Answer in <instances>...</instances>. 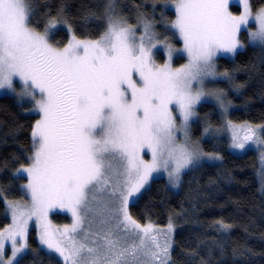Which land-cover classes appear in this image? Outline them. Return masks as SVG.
<instances>
[{
	"label": "snow or ice",
	"instance_id": "obj_1",
	"mask_svg": "<svg viewBox=\"0 0 264 264\" xmlns=\"http://www.w3.org/2000/svg\"><path fill=\"white\" fill-rule=\"evenodd\" d=\"M172 2L176 18L166 30L179 36L182 48H173L143 16L138 17L142 34L137 36L115 15L113 0L106 5V30L99 39L73 36L61 48L49 42L54 20L41 33L29 26L32 7L26 0H0V91L15 93L18 102L28 99L30 111L40 116L31 132L30 166L17 170L27 173L22 188L28 202L6 204L11 225L0 231V264H5L6 242L12 257L7 264H18V254L28 248L30 223L38 227L41 244L62 258L60 264H168L171 221L166 231L151 222L141 225L129 204L139 202L156 175L166 173L177 186L186 169L220 159L191 139L196 107L215 101L228 111L223 90L205 89L207 83L232 80L228 72L217 71L216 59L244 47L242 30L250 45L264 47V8L253 15L249 0H242L241 15L229 11L230 0ZM159 48L167 53L162 65L153 59ZM174 53L187 62L174 68ZM225 128L232 130V149L244 150L249 142L264 146L250 125L226 121ZM215 131L206 126L203 134ZM261 161L264 173V155ZM97 192H106L110 202L100 214L118 222L95 233L90 244L87 235L77 239L76 234L84 224L82 213L92 212ZM58 208L71 212L70 226H52L49 213ZM129 236L139 243L129 246ZM141 255L146 259L140 260Z\"/></svg>",
	"mask_w": 264,
	"mask_h": 264
},
{
	"label": "trees",
	"instance_id": "obj_2",
	"mask_svg": "<svg viewBox=\"0 0 264 264\" xmlns=\"http://www.w3.org/2000/svg\"><path fill=\"white\" fill-rule=\"evenodd\" d=\"M237 2L231 5L233 15L242 14V0ZM26 3L32 7L30 27L43 33L48 22L55 21L56 27L49 33V42L55 47L66 46L73 36L97 40L106 30L109 0ZM249 4L256 12L264 6V0H249ZM113 6L115 15L135 28L137 36L142 34L138 17L143 16L173 48H182L179 36L166 30L176 18L172 0H113ZM244 40L248 41L246 36ZM153 59L157 64L163 63L166 50H153ZM186 62L183 54H173L174 68ZM216 64L217 71L228 72L232 80L207 84L226 94L232 121L248 122L256 136L264 139V47L248 44L234 56H218ZM221 112L216 103L202 101L191 125L193 138L220 159L190 167L183 173L177 190L166 177L156 176L139 202L130 205V214L141 225L151 222L165 226L171 221L175 226L170 264H264V188L260 185L258 158L264 146L249 142L244 152L235 153L229 147L231 128L226 131L228 134L217 131L212 138L203 139L206 126H221ZM38 119L26 101L18 102L16 94L0 95V231L10 224L7 200L27 198L22 188L28 182L27 173L17 170L30 166L31 132ZM221 127L226 130L224 125ZM52 219L58 223L69 221L61 213L53 214ZM28 246L18 264H60L54 254L40 245L36 228L30 231Z\"/></svg>",
	"mask_w": 264,
	"mask_h": 264
},
{
	"label": "rangeland",
	"instance_id": "obj_3",
	"mask_svg": "<svg viewBox=\"0 0 264 264\" xmlns=\"http://www.w3.org/2000/svg\"><path fill=\"white\" fill-rule=\"evenodd\" d=\"M237 1H239V0H230L229 11H231V5L234 4V3H238ZM261 8H264V6L261 7ZM231 12H232V11H231ZM256 12H257V11H256ZM256 12H252V14L255 15ZM249 27H252V24H251V23H250ZM253 30H254V28H253ZM245 36H246V39L248 40L247 32L244 31V30H242L241 33H240L239 39H240L241 43L244 45V47L241 48V49H238V51H239V50H243V49L246 47V45L249 44L248 41H245V40H244V37H245ZM221 55H224V56H230L231 54H224V53H221V54H219L218 56H221ZM165 62H167V59H166L163 63H161V65L164 64ZM171 63H172V61H171ZM172 66L174 67L173 63H172ZM15 86H16V93H20V92H21V87H20L18 84L15 85ZM213 86H215V85H213ZM209 89H211V90H216L215 87H211V86H209L208 84H206V89H205V90L207 91V90H209ZM5 93H8V94H15V93H12V92H9V91H0V95L5 94ZM23 100L26 101V102L29 104L30 109L33 108V104H32L28 99H23ZM212 102L216 103L215 101H212ZM216 105H217V104H216ZM198 106H199V105H197V107H196V112H197V110H198ZM38 115H39V114H38ZM39 118H40V116H39ZM221 118H222V121H223V123L221 124V126H223V125L225 126L226 121H231L232 124L237 125V126H241V125H249L248 122H234V121H232L228 112L225 113V112L222 111V112H221ZM195 120H196V118H194L193 121H195ZM193 121H192V122H193ZM192 122H191V125H192ZM221 126H219V127H215V128H213V126H211L210 128L215 129L216 131H215L211 136L206 137V136L204 135V136H203V139L212 138V137L215 135V133H216L217 131H218V133H219V132H226V131L228 130V128H227L226 130H224L223 127H221ZM219 128H220V129H219ZM226 133L228 134V132H226ZM241 135H243V132H242V131H241ZM190 136H191L192 141H194V142H199L200 147L202 148V150H203L204 152H206V153H210V154H214L213 152H207V151H205V150L203 149V147H202L201 142H200L199 140L193 138L191 132H190ZM230 142H231V140H230V138H229V144H230ZM246 146H247V145H246ZM262 147H263V146H262ZM231 149H232V148H231ZM232 150H233L235 153H241V152H244L243 150H237V149H232ZM263 151H264V150H263ZM263 151L261 150V151H260V154H258V158H259V180H260L261 188H264V173H262V161H261V157H262V155H264V152H263ZM214 155H217V154H214ZM217 156H218V155H217ZM144 158H145L146 160H148V159H150V156H149V155H145ZM214 161H216V160H214ZM114 167H119L118 163H117V164H114ZM187 170H188V169H186L185 171H183V172L181 173V175H180V179H179V182H178L177 186H172V185L170 184L169 179H168L166 173H165V174H162V175H156V176H164V177H166V179H167L168 183L170 184V186H171L173 189L177 190V189L179 188V186H180V182H181L182 175H183V173L186 172ZM156 176H155V177H156ZM108 191H110V189H109ZM16 202L27 203V202H28V198H26V199H22V200H20V201H18V200H7L6 204H8V203H16ZM109 203H110V202H109L108 194H107L106 192H97V193H96V200H95V202L91 205V206H92V209H93L92 212H90V213H88V214H86V215L82 213V215H84V224H83V227L80 229V231L76 234V235H77V239H83L84 236L87 235L88 238H89V239H88V242L91 244V241H92L93 236H94L95 233H97V232H101V234H103L102 230H103V231H106V230H108L109 228H114V227H115V224H116L118 221H116L115 219H113L111 216L101 215V214H100V212L103 210L104 206L107 205V204H109ZM130 205H131V203L129 204V208H130ZM7 212H8L9 217H10V224L7 226V227H9V226L11 225V210L7 208ZM55 213H61V214L67 215V216L69 217V221H68V222H61V223L55 222V221L52 219V215L55 214ZM48 218H49V220L51 221L52 226H53L54 228H56V229H63L66 225L70 226V225L74 222V218H73V216H72V214H71L70 211H67V210H65V209H59V208H58V209H54L53 211H51V212L49 213V217H48ZM102 220H107L108 223H107V224H103V223H101ZM155 226L158 227L160 230L166 231V230H167V227H168V224L165 225V226H159V225H158V226L155 225ZM7 227H6V228H7ZM33 228H36V231H37V238H38V240H39V229H38V227H37L34 223H30V224H29V229H28V234H27V245H28V240H29V234H30V231H31V229H33ZM158 228H157V229H158ZM174 232H175V226H173V232H172V238H171V239H172V247H171V249H170V259H169V261H168V264L171 263V259H172V250H173V248H174V234H175ZM121 235H123V233H121ZM160 236H162V238H161ZM158 238L161 240V242H163V239H164L163 235H159ZM19 240H20V238H18V241H19ZM126 242H127V244L130 246V245L133 244V243H137V244H138V243H139V240H138L137 238H133V237L129 236V237H127ZM39 243H40V245H41L44 249H46L48 252H50V251H49L44 245L41 244L40 240H39ZM28 247H29V246H28ZM27 250H28V248L25 249V251H24L23 253L18 254L16 260L19 261V259H20V258L26 253ZM52 254H54V253H52ZM54 255H55L60 261H62V258L58 257L56 254H54ZM11 258H12V257H11V251H10V244L6 242V244H5V248H4V254H3V260L5 261V264H7V261H8L9 259H11ZM145 259H146V258H145L144 256H142V255L140 256V260L143 261V260H145Z\"/></svg>",
	"mask_w": 264,
	"mask_h": 264
}]
</instances>
